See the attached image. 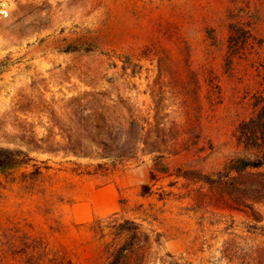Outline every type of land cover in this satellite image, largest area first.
<instances>
[{"label": "rangeland", "instance_id": "1", "mask_svg": "<svg viewBox=\"0 0 264 264\" xmlns=\"http://www.w3.org/2000/svg\"><path fill=\"white\" fill-rule=\"evenodd\" d=\"M12 4L0 20V147L32 161L0 173V241L23 228L95 264L103 245L86 223L119 212L158 240L153 264L168 252L189 264H249L264 243V201L256 215L239 199L249 188L218 182L232 160L254 157L239 132L264 105V0ZM131 110L153 123L166 153L114 168L79 157L93 152L97 114L112 125ZM107 186L119 205L111 213ZM86 204L103 214L76 221L72 208Z\"/></svg>", "mask_w": 264, "mask_h": 264}, {"label": "trees", "instance_id": "2", "mask_svg": "<svg viewBox=\"0 0 264 264\" xmlns=\"http://www.w3.org/2000/svg\"><path fill=\"white\" fill-rule=\"evenodd\" d=\"M96 121L93 125L97 132L93 137V152H79V157L106 159L112 162L114 168L127 162L139 161L141 154L166 153L164 144L157 139L151 140L154 135L151 131L153 123L142 120L136 110H131L130 115L123 112L122 115L113 118L112 125L108 124L107 116L102 113L96 115ZM115 125L119 127L116 136L113 128ZM103 128H106L109 138L100 140L99 136ZM239 133L241 145L253 151L254 157L232 160L228 164V178L220 180L218 186L249 188L250 194L241 192L239 199L243 203L252 201L253 206L248 207L257 215L254 202L264 201V105L258 108L249 120L243 122ZM119 134L124 136V140L118 139ZM31 161L28 151L0 147L1 174L30 165ZM36 171L42 174L41 169L37 168ZM107 171L111 172L109 169ZM87 175H93V172H87ZM256 221L261 222L263 219L257 218ZM86 226L95 234V239L102 241L103 245L99 255L96 256L95 264L155 263L152 249L153 244L158 240L144 230L143 223L121 217L117 212L106 219H95L86 223ZM0 246V264H82L67 245L60 243L54 246L45 236L32 234L23 228L11 229L10 238L0 241ZM250 257L249 264H264L263 242L260 244L255 242ZM157 262L158 264H189L184 257H177L169 252L158 258Z\"/></svg>", "mask_w": 264, "mask_h": 264}, {"label": "crops", "instance_id": "3", "mask_svg": "<svg viewBox=\"0 0 264 264\" xmlns=\"http://www.w3.org/2000/svg\"><path fill=\"white\" fill-rule=\"evenodd\" d=\"M106 188H109L113 191V196L106 200L104 210L106 213L114 212L118 209L119 205L116 203L117 201V195L114 194L115 187L113 186H107ZM79 208H83V211H81ZM103 213L98 210V208H94V211L86 204V206H74L72 208L71 215L73 218L78 222H86L93 219L95 216L102 215Z\"/></svg>", "mask_w": 264, "mask_h": 264}, {"label": "built area", "instance_id": "4", "mask_svg": "<svg viewBox=\"0 0 264 264\" xmlns=\"http://www.w3.org/2000/svg\"><path fill=\"white\" fill-rule=\"evenodd\" d=\"M12 0H0V20L7 19L12 14Z\"/></svg>", "mask_w": 264, "mask_h": 264}]
</instances>
